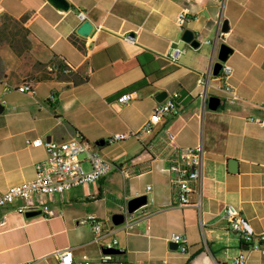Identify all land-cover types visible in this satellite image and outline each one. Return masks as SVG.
I'll return each mask as SVG.
<instances>
[{
  "label": "crops",
  "instance_id": "obj_1",
  "mask_svg": "<svg viewBox=\"0 0 264 264\" xmlns=\"http://www.w3.org/2000/svg\"><path fill=\"white\" fill-rule=\"evenodd\" d=\"M64 1L66 8L52 0H0V192L35 177V164L46 157L42 147L30 145L35 140L65 142L79 134L89 144L102 142L98 153L114 169L55 196L49 219H25L14 205L0 209V264H57L55 252L66 249L77 262L85 257L99 264L90 216L113 231L123 264H228L239 254L246 264H264L263 255L240 246L224 219L232 205L250 233L264 231V128L247 121L264 119V0ZM181 11L189 20L179 28ZM85 21L92 31L82 38L76 30ZM183 30L201 47L170 65L163 55L181 45ZM124 34L135 44L122 42ZM222 45L230 50L228 84L239 98L232 104L215 90ZM60 59L70 72L48 73ZM200 75L208 80L207 99L220 100L214 112L196 85ZM22 84L36 95L4 92L5 85ZM174 92L182 98L176 114L149 134L105 144L114 134L138 131L155 97ZM124 94L127 104L118 102ZM198 146L201 179L192 185L191 200L199 199L200 209H181L166 167L175 148ZM229 160L236 162L235 173L227 170ZM140 197L145 204L128 214V201ZM116 216L121 223H113ZM173 234L187 236L186 254L169 250Z\"/></svg>",
  "mask_w": 264,
  "mask_h": 264
},
{
  "label": "built area",
  "instance_id": "obj_2",
  "mask_svg": "<svg viewBox=\"0 0 264 264\" xmlns=\"http://www.w3.org/2000/svg\"><path fill=\"white\" fill-rule=\"evenodd\" d=\"M187 12L181 11L176 16V25L182 28L189 20ZM80 22L85 17L82 13L77 15ZM122 42L130 45L135 44L134 37L124 34L121 37ZM205 44H209L206 42ZM187 45L175 44L169 52L163 55V59L170 65H178L181 59L186 55ZM63 63V60L60 59ZM219 71L220 85L215 88L217 92H224L227 99L223 103L232 104L239 100L233 88L228 84V79L232 75V68L224 63H220ZM57 71L56 66H49L48 73ZM70 72V68L64 65L63 73ZM196 85L203 89L202 97L207 101V91L210 89L208 80L199 76ZM16 91L20 94H27L31 97L36 95L35 89L29 84H22L16 87L4 86V92ZM130 96L124 94L118 99L119 103L127 104ZM55 101L54 94L49 97V102ZM182 98L174 92L167 95L160 102L155 103L151 116L136 132L126 134H114L105 140V144H115L131 138H137L141 134H149L153 127L158 125L165 116L176 114L181 106ZM249 123L264 128V119L249 117ZM171 139V137H170ZM32 147H42L46 157L34 166L35 177L28 181L15 186H11L3 192H0V209L14 205V212L24 215L27 212L40 211V216L45 219L52 217L49 205L54 202L55 196H62L66 191L77 186H89L94 182L100 181L107 177L114 169V166L103 158L97 150V146L89 144L79 134L75 135L68 141H42L35 140L30 143ZM203 151L198 147H177L175 148L174 158L168 162L166 170L170 176V186L173 190L176 207L184 208L192 206L197 210L200 209L199 199L192 202L191 196L194 194L192 185L199 183L201 179ZM87 165V170L83 168ZM147 190H150L147 187ZM199 198V195H198ZM127 211V209H126ZM224 219L228 224L229 231L235 235L240 246L250 252L259 253L264 256V231L260 234H252L247 229L245 222L240 216L239 210L232 205H227L224 210ZM5 219L0 220V226ZM86 224L89 226L92 243L99 248V264H123L117 257V240L114 238L111 229L104 228L101 221L94 217H88ZM201 224V223H200ZM177 247L180 254L187 253L188 239L185 234H173L170 239ZM54 257L57 264H90V261L83 257L81 261L73 259L70 250H61L55 252ZM228 264H246V259L242 254L237 255Z\"/></svg>",
  "mask_w": 264,
  "mask_h": 264
},
{
  "label": "water",
  "instance_id": "obj_3",
  "mask_svg": "<svg viewBox=\"0 0 264 264\" xmlns=\"http://www.w3.org/2000/svg\"><path fill=\"white\" fill-rule=\"evenodd\" d=\"M59 6L66 8V3L64 0H52ZM227 30V26L224 23L222 26V31L225 32ZM92 31V26L89 24V22L85 21L83 22L78 29L76 30V34L82 38H87ZM180 43L187 45L192 50H198L201 47V42L195 37V34L191 32L190 30H183L180 36ZM230 53V50L225 45L220 46L217 59L219 62L224 63L226 61V58L228 54ZM221 69V65L218 64L215 68V73L219 72ZM166 98L165 93H161L158 96L155 97V102L160 103ZM206 106L209 111H216L220 107V100L216 97H209L207 99ZM103 143L98 142L95 143V146H101ZM227 170L229 173H235L236 172V162L234 160H229L227 163ZM143 204H145V198H134L128 201L127 203V213L131 214L137 211ZM40 216V211H34V212H27L24 214L25 219H31ZM113 223L118 224L122 222V217L116 216L112 218ZM169 250H177V247L175 244L170 243L168 245Z\"/></svg>",
  "mask_w": 264,
  "mask_h": 264
},
{
  "label": "rangeland",
  "instance_id": "obj_4",
  "mask_svg": "<svg viewBox=\"0 0 264 264\" xmlns=\"http://www.w3.org/2000/svg\"><path fill=\"white\" fill-rule=\"evenodd\" d=\"M4 21V20H3ZM3 21H0L1 23H0V25H2V24H4V23H2ZM7 22V20H5V23ZM9 23V26H14V27H20L21 25L19 24V23H11V22H8ZM190 48H187V51L189 50ZM10 92H14V91H10ZM90 142V144H92V145H94V142H92V141H89ZM83 168L84 169H86L87 170V168H88V166L87 165H83Z\"/></svg>",
  "mask_w": 264,
  "mask_h": 264
},
{
  "label": "trees",
  "instance_id": "obj_5",
  "mask_svg": "<svg viewBox=\"0 0 264 264\" xmlns=\"http://www.w3.org/2000/svg\"><path fill=\"white\" fill-rule=\"evenodd\" d=\"M60 63H57L55 66L57 67V76H62L63 75V69H64V65L61 61H59Z\"/></svg>",
  "mask_w": 264,
  "mask_h": 264
}]
</instances>
